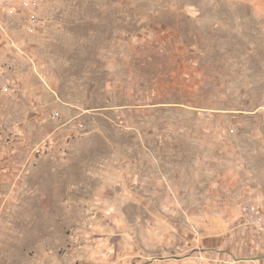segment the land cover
<instances>
[{"label":"rangeland","instance_id":"1","mask_svg":"<svg viewBox=\"0 0 264 264\" xmlns=\"http://www.w3.org/2000/svg\"><path fill=\"white\" fill-rule=\"evenodd\" d=\"M37 1L0 0V264L262 259L240 207L264 199L201 180L264 137V0Z\"/></svg>","mask_w":264,"mask_h":264},{"label":"crops","instance_id":"2","mask_svg":"<svg viewBox=\"0 0 264 264\" xmlns=\"http://www.w3.org/2000/svg\"><path fill=\"white\" fill-rule=\"evenodd\" d=\"M259 111H254L252 117L255 119ZM236 140L231 143H220L216 151L211 153L209 157L210 166L221 168L224 171L212 172L213 176L209 177L208 181L203 177L201 180L203 192L202 198H250V199H264V184L258 182L257 166L259 163V155H264V137L260 139H250L248 142L242 137H233ZM213 148V146H210ZM264 162V161H263ZM231 173L233 175H231ZM249 173L250 177L245 175ZM235 175V177H234ZM189 187L186 189L187 200L198 199L200 191V181H194L191 178ZM195 182L197 185L195 186ZM173 193V190H170ZM243 193H246L245 195ZM257 206L260 210L264 208V201L259 203H250ZM191 206L186 207V212L193 214V210L188 211ZM226 206L224 205V208ZM241 208V207H240ZM205 209V208H204ZM263 209L261 210L263 214ZM204 213V210H203ZM264 215V214H263ZM108 215H105V217ZM104 218V217H103ZM105 219V218H104ZM251 232V231H250ZM254 244L258 245L264 238L255 235ZM259 246V245H258ZM251 264H264V257L262 259L251 261Z\"/></svg>","mask_w":264,"mask_h":264},{"label":"built area","instance_id":"3","mask_svg":"<svg viewBox=\"0 0 264 264\" xmlns=\"http://www.w3.org/2000/svg\"><path fill=\"white\" fill-rule=\"evenodd\" d=\"M43 2H46L48 0H41ZM27 5L31 6H37L38 1L37 0H28L26 3ZM3 6L9 7V4L7 2H4ZM40 24V20L37 16L32 17V21L30 24L29 31L33 32L36 30V27ZM82 130V127H79V131ZM240 213L243 218L244 226L247 227L249 230H253L255 232L263 233L264 235V215L262 214L261 210L252 204H245L241 206ZM94 211H89L86 214V219L89 220V223L92 222L94 219ZM92 225V224H91ZM90 227V226H89Z\"/></svg>","mask_w":264,"mask_h":264}]
</instances>
